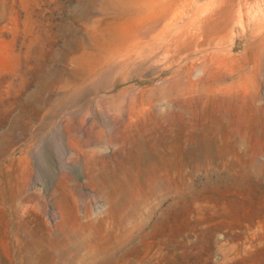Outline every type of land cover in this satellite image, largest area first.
Here are the masks:
<instances>
[{
  "label": "rangeland",
  "instance_id": "rangeland-1",
  "mask_svg": "<svg viewBox=\"0 0 264 264\" xmlns=\"http://www.w3.org/2000/svg\"><path fill=\"white\" fill-rule=\"evenodd\" d=\"M0 264H264V0H0Z\"/></svg>",
  "mask_w": 264,
  "mask_h": 264
},
{
  "label": "bare ground",
  "instance_id": "bare-ground-1",
  "mask_svg": "<svg viewBox=\"0 0 264 264\" xmlns=\"http://www.w3.org/2000/svg\"><path fill=\"white\" fill-rule=\"evenodd\" d=\"M181 6H182V4L179 6L180 8H181ZM185 6V5H184ZM200 8H201V6H200ZM178 11V10H177ZM195 15V13L193 14V16ZM191 18V17H190ZM194 19V18H193ZM162 21H164V20H162ZM194 23V22H193ZM188 27V26H187ZM190 31V30H189ZM175 37V36H174ZM171 39V38H170ZM173 39V38H172ZM176 47V46H175Z\"/></svg>",
  "mask_w": 264,
  "mask_h": 264
}]
</instances>
